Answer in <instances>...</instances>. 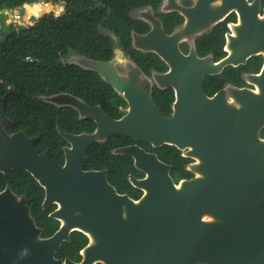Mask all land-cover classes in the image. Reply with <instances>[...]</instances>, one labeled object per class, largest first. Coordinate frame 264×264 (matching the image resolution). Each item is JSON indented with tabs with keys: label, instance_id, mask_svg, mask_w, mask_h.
Listing matches in <instances>:
<instances>
[{
	"label": "water",
	"instance_id": "obj_1",
	"mask_svg": "<svg viewBox=\"0 0 264 264\" xmlns=\"http://www.w3.org/2000/svg\"><path fill=\"white\" fill-rule=\"evenodd\" d=\"M42 1L55 5L53 0ZM58 3L63 5L62 1ZM24 4L6 11L2 9L1 13L16 11L23 15ZM224 6L223 1L219 13ZM258 8L259 2L255 0L249 6L250 10L245 8L244 13H238L239 24L253 28H232L234 36L227 35L229 55L216 64L200 60L202 68L199 70L178 67H187L184 66L187 57L179 54L174 43L189 34L186 30L162 35L163 47H151L172 65L177 80H184L190 74L195 83L193 87L198 88V79L203 74L215 72L226 64L242 63L251 54L262 52L264 56V6L261 16L257 15ZM37 17L29 15L28 25L34 24ZM12 25L10 23L9 27ZM165 44H171V49ZM134 45L137 46L136 38ZM87 62L121 92L120 81L113 73H106L111 63ZM173 70L161 75L166 83ZM251 79L256 91L237 92L245 99L246 108L199 110L195 112L198 118L192 125L179 116L183 111L176 110L172 116L164 117L152 105L145 111L130 106L122 118L112 120L95 113V107L68 97L70 104L81 114L93 117L97 126L91 134L61 132L71 143L78 144L79 153L73 164V158L66 151L67 161L62 168L52 161L46 150L42 154L34 151L35 137L29 138L20 130L5 132L3 126L8 125L4 114L7 87L0 101V173L6 174L11 168L23 169L51 193L59 189L63 183L61 179L68 171L78 172L77 161L83 158L85 146L97 137L118 133L149 142L154 147L175 144L183 148L188 145L191 147L188 153L197 157V162L190 165V170L197 176L177 185H173L167 175L169 166L154 154L134 145L121 150L133 158L135 167L147 171L149 184L139 202L128 204L134 212L133 220L129 216L127 221L112 219L102 224H78L90 233V242L83 248V264L90 259L102 264H264V138L259 136V130L264 126V61L260 74ZM220 96L222 91L207 101L209 106L211 102L218 105ZM247 100H250V107ZM188 129L191 131L189 141ZM20 216H27L23 198L15 197L6 187L0 192V248L12 240L10 227L14 223L9 221L10 218ZM55 238L48 240L50 249L56 245ZM47 258L48 264H59L52 260L51 250Z\"/></svg>",
	"mask_w": 264,
	"mask_h": 264
},
{
	"label": "flooded vegetation",
	"instance_id": "obj_2",
	"mask_svg": "<svg viewBox=\"0 0 264 264\" xmlns=\"http://www.w3.org/2000/svg\"><path fill=\"white\" fill-rule=\"evenodd\" d=\"M223 1L224 9L219 13L218 8L223 5ZM254 1L152 0L129 12L131 26L127 37L122 40L114 31L99 26L100 31L111 41V55L108 58L96 59L70 54L65 59H60L63 63L74 64L93 73V89L89 100L68 92L40 95L38 98L55 110L53 115H58L54 120L57 137L51 143L45 140L39 145L38 136H27L36 138L32 144L34 151L42 154L46 150L52 161L61 168L67 161L66 151L73 158V164L79 158L78 144L71 143L61 132L70 135L91 134L96 131L97 123L93 117L81 114L72 106L68 97L95 107V113L112 120L122 118L130 106L145 111L152 105L164 117L172 116L176 110L183 111L179 116L184 117L188 125L196 122L198 116L195 112L199 110L246 108L245 99H241L237 92L256 91L251 77L261 72L264 61L262 52L246 56L242 63L226 64L215 72L203 74L198 79V88H194L195 83L190 74L184 80H177L172 65L151 46L163 47L162 35L168 36L172 32L186 30L189 34L183 35L174 43L179 54L187 57V64L184 65L187 67H178L188 71L199 70L202 68L200 60L216 64L229 55L227 35L234 36L232 28H253L251 25H240L238 13L250 10L249 6ZM258 2L257 15L261 16L264 2ZM62 12L63 10L59 14ZM212 32H218L220 39L217 35L205 39ZM134 38L137 39V46L134 45ZM165 46L171 49V44ZM87 61L111 63L106 68V73H113L120 81L123 88L121 92L104 80L95 68L89 67ZM172 70L174 73L166 83L161 75ZM220 91L222 96L218 105L211 102L212 105L209 106L207 101ZM247 102L250 107V100ZM9 124L11 121L8 119ZM186 134L189 141L191 131L188 129ZM130 145L154 154L158 160L167 164V175L173 185L197 176L190 170V165L197 162V157L188 153L191 151L188 145L178 148L175 144H169L172 149L167 156L169 159L164 161L155 151L162 144L154 147L149 142L133 140L118 133L97 137L85 146L83 158L77 161L78 172L71 169L61 179L63 183L60 190L47 193L45 187L40 186L27 171L38 184L40 192H16L8 183L0 187V192L7 187L15 197L23 198L27 213L25 217L10 218L9 221L14 223L10 227L12 240L5 243L4 248H0V264H48L49 250L54 262L83 264V248L90 242V233L79 227L80 222L95 225L112 219L127 221L129 216L133 220L134 212L130 211L128 204L140 201L146 193L149 180L147 171L135 167L133 158L121 151ZM53 237H56V245L50 249L48 240ZM81 240L83 243L79 245ZM87 264L102 263L90 259Z\"/></svg>",
	"mask_w": 264,
	"mask_h": 264
},
{
	"label": "trees",
	"instance_id": "obj_3",
	"mask_svg": "<svg viewBox=\"0 0 264 264\" xmlns=\"http://www.w3.org/2000/svg\"><path fill=\"white\" fill-rule=\"evenodd\" d=\"M42 0H0V11L24 6L23 14L37 16L50 3ZM63 2V12L57 16L44 13L32 25L17 30L9 25L0 27V101L8 87L5 97V116L11 124L4 126L6 133L17 130L25 136H38L39 145L45 140L51 143L57 137L54 120L55 110L42 102L40 95L68 92L89 100L91 86L90 70H83L74 64L63 63L70 54L87 58L106 59L111 55L110 38L104 35L99 26L106 27L122 40L130 28L129 12L137 6L152 0H53ZM264 2V0H262ZM18 17V16H16ZM4 14L0 13V24ZM29 22V21H27ZM17 23L22 25L21 18ZM218 32H212L205 39H211ZM259 60L256 62V67ZM100 83V82H99ZM101 84V83H100ZM96 88V87H95ZM58 121V120H57ZM59 122V121H58ZM60 123V122H59ZM264 137V127L260 130ZM172 147L162 144L155 148L164 161ZM5 183L16 192H40L38 184L30 175L19 168L7 174L0 173V187ZM83 240L79 245H82Z\"/></svg>",
	"mask_w": 264,
	"mask_h": 264
},
{
	"label": "rangeland",
	"instance_id": "obj_4",
	"mask_svg": "<svg viewBox=\"0 0 264 264\" xmlns=\"http://www.w3.org/2000/svg\"><path fill=\"white\" fill-rule=\"evenodd\" d=\"M5 11L8 9H4ZM63 10V6L60 5L58 2H55V6L52 7L51 9H46L44 11H42L40 14H38L37 16L44 14V13H51L53 16H56L57 14H59L61 11ZM1 13V11H0ZM4 14V19H3V23L0 24L1 28H4L5 25H9L10 23L13 24L11 27L14 28L15 30H17V17L15 16H20L19 18H22V15H18V13L16 11H14L12 14H9L7 12L2 13ZM11 15V16H10ZM9 16V17H8ZM30 24V22L27 23V25ZM26 25V26H27ZM19 26V25H18ZM23 26V25H22ZM3 33V31H2ZM1 37V35H0Z\"/></svg>",
	"mask_w": 264,
	"mask_h": 264
},
{
	"label": "bare ground",
	"instance_id": "obj_5",
	"mask_svg": "<svg viewBox=\"0 0 264 264\" xmlns=\"http://www.w3.org/2000/svg\"><path fill=\"white\" fill-rule=\"evenodd\" d=\"M40 2H42V3H50V2H48V1H40ZM50 4H51V3H50ZM25 5H27V4H24V6H25ZM51 5H52V4H51ZM52 6H55V5H52ZM10 16H11V15H10ZM8 17H9V16H8ZM15 17H16V16H15ZM18 17H20V16H18ZM21 17H22L21 20H22V23H23L22 25H23V26H26L27 23H28V22H27V21H28V17H27L26 15H24V16L22 15Z\"/></svg>",
	"mask_w": 264,
	"mask_h": 264
},
{
	"label": "clouds",
	"instance_id": "obj_6",
	"mask_svg": "<svg viewBox=\"0 0 264 264\" xmlns=\"http://www.w3.org/2000/svg\"><path fill=\"white\" fill-rule=\"evenodd\" d=\"M17 19H18V17H17Z\"/></svg>",
	"mask_w": 264,
	"mask_h": 264
}]
</instances>
